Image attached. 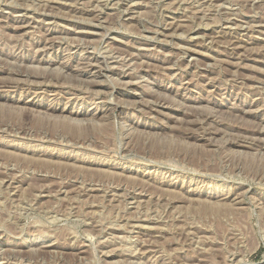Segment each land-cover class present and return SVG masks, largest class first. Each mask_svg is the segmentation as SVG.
Segmentation results:
<instances>
[{
	"label": "rangeland",
	"instance_id": "rangeland-1",
	"mask_svg": "<svg viewBox=\"0 0 264 264\" xmlns=\"http://www.w3.org/2000/svg\"><path fill=\"white\" fill-rule=\"evenodd\" d=\"M0 264H264V0H0Z\"/></svg>",
	"mask_w": 264,
	"mask_h": 264
},
{
	"label": "bare ground",
	"instance_id": "bare-ground-1",
	"mask_svg": "<svg viewBox=\"0 0 264 264\" xmlns=\"http://www.w3.org/2000/svg\"><path fill=\"white\" fill-rule=\"evenodd\" d=\"M87 22V21H86ZM97 23V22H96ZM89 68V67H88ZM90 108V107H89ZM60 115V114H59ZM72 118V117H71ZM259 132V131H258ZM229 204V203H228ZM223 205V204H222ZM112 252V251H111Z\"/></svg>",
	"mask_w": 264,
	"mask_h": 264
}]
</instances>
